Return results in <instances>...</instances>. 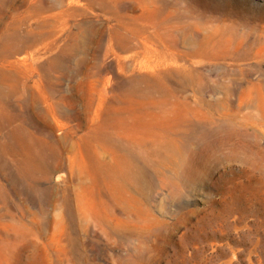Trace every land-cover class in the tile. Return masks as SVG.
I'll use <instances>...</instances> for the list:
<instances>
[{"label": "rangeland", "instance_id": "374dc122", "mask_svg": "<svg viewBox=\"0 0 264 264\" xmlns=\"http://www.w3.org/2000/svg\"><path fill=\"white\" fill-rule=\"evenodd\" d=\"M0 264H264V0H0Z\"/></svg>", "mask_w": 264, "mask_h": 264}]
</instances>
